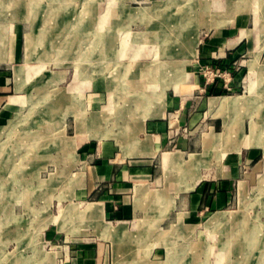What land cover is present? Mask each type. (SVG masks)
<instances>
[{"label":"crops","instance_id":"crops-1","mask_svg":"<svg viewBox=\"0 0 264 264\" xmlns=\"http://www.w3.org/2000/svg\"><path fill=\"white\" fill-rule=\"evenodd\" d=\"M246 3L126 0L120 5L121 22L112 21L109 36L101 39L105 45L92 55L171 61L155 67L135 64L105 83L95 81L92 111L87 113V103L80 101L78 123L63 119V145L76 155V171L66 179V165L59 169L65 171L62 184L70 186L67 193L56 191L57 179H50L42 192L46 197L60 193L68 203V221L65 206L60 232L69 245L62 249L59 264H264V242L256 236L257 228L244 247L230 238L214 248L195 240V233L208 235L230 226L236 217H247L245 195L263 167L264 135L247 114L252 99L223 96L221 82L204 88L199 74V66L208 63L231 70L237 93L245 88L241 71L237 73L240 58L259 56L264 61V45L257 54L250 51V41L259 44L264 36L260 30L248 37ZM6 26V43L0 50V130L12 122L23 102L33 99L30 92L37 83L32 61L26 60L25 37L32 29L24 34L21 26L9 35ZM85 31L74 41L84 43ZM70 52L69 45L66 56ZM144 75H151L149 82ZM157 77L164 80L154 84V93L150 84ZM40 87L37 91L46 89ZM71 88L69 84L62 91L64 115L75 106L67 93ZM102 90L111 96L105 104ZM225 98L240 104L221 107ZM242 108L248 117L244 129L238 125L234 133L227 113ZM170 112L178 116V135L170 133ZM57 116L43 120L52 124ZM104 120L119 125L103 131ZM184 127L189 133H181ZM228 127L232 135L227 139ZM33 167L39 169L38 164ZM94 193L98 198L89 200ZM217 214L229 219L208 226ZM51 232L57 234L59 227ZM188 235L190 244H182Z\"/></svg>","mask_w":264,"mask_h":264},{"label":"rangeland","instance_id":"rangeland-1","mask_svg":"<svg viewBox=\"0 0 264 264\" xmlns=\"http://www.w3.org/2000/svg\"><path fill=\"white\" fill-rule=\"evenodd\" d=\"M15 1L13 6L1 9L3 19L0 50L4 49L6 43V24L9 26V35L14 34L16 28L21 26L24 34L32 29L28 34H33L34 39L27 41L25 37L26 60L32 61L29 65L36 73L37 83L30 92L34 95L33 99L25 100L26 102H23L12 122L0 130V264H59L63 260L62 249L65 245L66 247L69 245L67 238L66 243L64 242L65 238L60 232L62 231L65 206L66 221H68V203L63 202L60 193L63 194L65 191L67 193L70 188L69 185L63 187L64 180L62 179L65 171L59 169L66 165V179L76 171L73 164L76 155L66 151V147L63 145L65 138L63 127L65 121L63 119H72V121L77 119L78 123L79 109H82L80 101L87 103V113L92 111L93 105L90 100L91 96L95 94L93 89L95 81L102 80L105 83L106 80H110L126 70L128 72L126 67L135 64L155 67L171 60L165 58L94 57L92 55L98 46H101L102 43L105 45L101 39H105L109 34L107 31L110 29L112 21L121 22L122 15L119 8L126 0H66L65 6H63L65 10H56V14L63 17L64 25H60L52 17L46 20L48 9L56 6L53 0ZM246 1L245 12L249 17L248 37L257 36L260 30L264 36V0ZM33 13H35L34 18L31 15ZM85 28L86 41L84 43L74 41L80 33L83 34L79 31ZM40 38L44 39L40 41ZM69 45L72 55L66 56V47ZM263 45L264 42L258 44L257 41L256 43L250 41V51L257 54ZM239 63L241 65H238L237 73L239 75L241 71L240 83L244 80L242 86L245 88H239L237 93H233V91L223 93V96H242L244 99H252L250 107L247 108V114L249 116L251 114L253 119L257 120L260 132L264 135V61L259 56L256 58L248 56L241 57ZM143 77L145 82H149L151 75ZM157 78H154V81L151 79V91L154 93L156 92L154 84L157 83V87L158 83L164 80L159 78L157 80ZM252 81L253 86L250 94L249 86ZM69 84L74 88L67 90V93H70L68 97L72 100V105L75 106L67 110L64 115L62 91ZM38 86H41V89H46L37 91L36 87ZM244 90L245 93H243ZM127 92L132 93V90H127ZM101 96L104 104L111 97L108 90H102ZM50 103L53 106L48 105ZM56 103L58 104L55 105ZM238 106L239 104L234 107ZM83 111L85 110L83 109ZM245 111L242 108L241 111L227 113L228 116H231L235 128L234 133H238V125L242 127V130L244 129L247 116ZM172 114L176 113H168V120ZM49 115H58L57 120L52 123L54 124L53 128L52 124H48V118L43 120L45 116ZM117 124L104 120L103 131L116 129ZM255 127L252 129L256 130ZM184 129L185 131H183ZM184 129L181 130V133H189L186 127ZM228 131H230V135H228ZM178 134L180 132L176 135ZM231 135V128L228 127L226 130L227 139ZM59 143L61 147L58 145ZM46 161L49 162L48 165L43 164ZM36 164L39 165V169H34L33 165ZM263 168L264 162L262 171L245 195L246 205L243 207L245 209L243 211L247 217H236L230 226L225 225L208 235L206 232L200 235L195 233V240L198 238L201 242L209 243L210 247L214 248L220 247L221 242L228 241L230 238L231 242H243L244 247L247 242L253 239L254 229L257 228L255 234L264 242V179L263 183L259 180L264 178ZM50 179L58 181L55 187L60 190H56L60 193H55L56 197L54 194L50 197L42 194L50 186L48 183ZM97 198L98 196L94 193L90 195L89 200L94 201ZM53 227H59L57 234L52 235ZM228 228L230 229L226 230ZM200 230L203 231L202 228ZM190 241L191 236L188 235V238L182 240L181 243L188 245ZM186 254L189 252L187 251Z\"/></svg>","mask_w":264,"mask_h":264},{"label":"bare ground","instance_id":"bare-ground-1","mask_svg":"<svg viewBox=\"0 0 264 264\" xmlns=\"http://www.w3.org/2000/svg\"><path fill=\"white\" fill-rule=\"evenodd\" d=\"M54 1V4L56 5V6H53V7H48L49 9H48V13H47V18H46V20H49L51 17L53 18V19H55L56 21H57V23H60V25L62 24V25H64V21H63V17H61L60 15H57L56 14V10H58V9H61V10H63L64 8H63V6H65V3H66V0H53ZM16 1L15 0H1V3H0V36H1V33H2V19H3V17H2V12H1V9H5V8H7V7H9V6H13L14 5V3H15ZM38 8V7H37ZM40 8V7H39ZM66 8V7H65ZM65 10V9H64ZM59 11V10H58ZM61 13V12H60ZM35 13H33V14H31L32 15V18H34V15ZM63 15H64V13H62ZM32 35L33 34H27L26 35V38H27V41H31V40H33L34 38L32 37ZM41 39H44V38H40V41H42ZM38 40H39V38H38ZM31 45V44H30ZM134 86V85H133ZM136 86V85H135ZM252 86H253V81H252V84H251V88H252ZM214 102H216V100H212V103H214ZM238 104H240V102H239V100L238 99H229V98H225V99H223L222 100V104H221V106L222 107H226V106H236V105H238ZM256 129V128H255ZM228 130V129H227ZM229 133H228V135H230V131H228ZM227 135V136H228ZM263 179L264 178H262V180H261V183L263 182ZM89 207V206H88ZM222 214H217V215H215V216H213V217H211L209 220H208V222H207V225L208 226H211V225H214V224H217V223H220V222H222V221H224V220H228L229 218H227L228 217V215H222Z\"/></svg>","mask_w":264,"mask_h":264},{"label":"built area","instance_id":"built-area-1","mask_svg":"<svg viewBox=\"0 0 264 264\" xmlns=\"http://www.w3.org/2000/svg\"><path fill=\"white\" fill-rule=\"evenodd\" d=\"M199 74L204 80V88L216 82H221L223 85V90L225 92L233 91L232 88L233 72L231 70L217 68L212 64L208 63V64H201L199 66ZM176 120H177L176 114H172L169 117L170 133H172L173 135H176L179 132L174 126Z\"/></svg>","mask_w":264,"mask_h":264}]
</instances>
